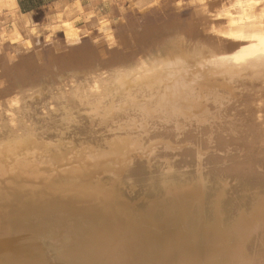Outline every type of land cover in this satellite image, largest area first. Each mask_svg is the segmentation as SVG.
Instances as JSON below:
<instances>
[{"label":"bare ground","instance_id":"6f19581e","mask_svg":"<svg viewBox=\"0 0 264 264\" xmlns=\"http://www.w3.org/2000/svg\"><path fill=\"white\" fill-rule=\"evenodd\" d=\"M100 1L43 62L0 0V264H264V0Z\"/></svg>","mask_w":264,"mask_h":264},{"label":"rangeland","instance_id":"374dc122","mask_svg":"<svg viewBox=\"0 0 264 264\" xmlns=\"http://www.w3.org/2000/svg\"><path fill=\"white\" fill-rule=\"evenodd\" d=\"M85 1L86 0H81V2L84 4L81 3L83 6L81 7L79 12H73L70 15H68L69 12L65 11H61L60 13H58V15H54V13L51 11V4L49 5L50 7H47V9L42 12H19V14H21L20 21L23 29L28 31L32 30L31 41L32 45L34 46V50H36V56H38L37 58L41 56L42 58L40 57V59L43 62H46L49 53L48 51L52 48L51 46H53V44L54 46L60 45L59 47L61 49H64V51L68 50V52H77V50L81 51V49H85L87 47L89 48V46L87 45L90 44L89 40H91L92 38L93 39L91 41L94 42L96 38L98 41L102 38L110 37L111 34L113 35V33H117V30L114 31V29L116 26L115 24L118 22V19H115L114 22L112 21L113 24L108 23L107 20L105 22V20L103 21L102 19V17L106 14L103 1ZM121 1L123 2L124 8L122 7V9H124L125 13L130 12L129 6H131L132 4L131 0ZM196 1L198 0H175V5L173 7L174 9H165L162 13H158L153 17L151 15H147L148 19H146V23H162L163 25H169L171 22H177L181 24V27H183V25L185 26V24H188L190 22V20L192 19L191 17H193L192 15L195 11L196 13L202 12L200 15L203 14V16H206V13L210 15V13H208L207 11L206 6L204 5H202L203 7L201 8V10L200 8H198L199 10H197L198 6ZM49 15H51V17L53 18L52 21H50L51 19ZM216 17L219 18V16H215L214 18ZM65 21H68L69 23L73 22L74 25L78 28H81V30L85 29L90 30L91 32L85 35L80 34L81 36L76 35L77 37L74 36L73 38H71V35L68 31L69 27H66ZM77 33L81 32L78 31ZM37 50L39 51V53L37 52ZM37 53L40 55H38Z\"/></svg>","mask_w":264,"mask_h":264},{"label":"crops","instance_id":"0c3cea01","mask_svg":"<svg viewBox=\"0 0 264 264\" xmlns=\"http://www.w3.org/2000/svg\"><path fill=\"white\" fill-rule=\"evenodd\" d=\"M14 1L19 9V12L38 13L44 11L45 9H47V7H50L49 5L51 3H53L54 1L56 2L58 0H14ZM67 1L72 2L74 0H67ZM79 1L81 2V0ZM85 2H87V0Z\"/></svg>","mask_w":264,"mask_h":264}]
</instances>
